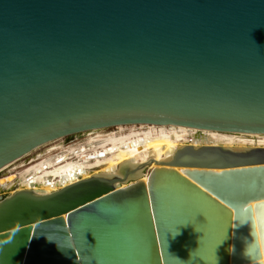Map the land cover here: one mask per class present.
Masks as SVG:
<instances>
[{
  "label": "water",
  "instance_id": "water-1",
  "mask_svg": "<svg viewBox=\"0 0 264 264\" xmlns=\"http://www.w3.org/2000/svg\"><path fill=\"white\" fill-rule=\"evenodd\" d=\"M131 123L264 134V0H0V168ZM174 163L234 208L233 264H263L249 202L264 198V153L184 149ZM173 186L150 187L157 241L147 199L101 177L6 196L0 264H204L210 200ZM255 210L264 244V200Z\"/></svg>",
  "mask_w": 264,
  "mask_h": 264
},
{
  "label": "bare ground",
  "instance_id": "bare-ground-1",
  "mask_svg": "<svg viewBox=\"0 0 264 264\" xmlns=\"http://www.w3.org/2000/svg\"><path fill=\"white\" fill-rule=\"evenodd\" d=\"M83 132L89 133L85 140H77V134H79L77 133L73 139L64 142V144H53L51 146L53 149H46L40 154L29 157L24 162H22L23 159L32 153L18 160L22 162L20 169H17V166L12 167L18 161L1 167L0 173L3 174L0 175V202L6 196H11L18 191L47 195L77 181L101 177L109 180L114 189L129 187L127 191L129 194H142L141 196L147 199L149 217L155 237L150 187L154 182L173 186L174 179H179L197 187L208 197V201L210 200L209 203L204 204V210L200 209V213H205L203 219H210L211 223H204L205 227L197 228L199 231L205 232L210 240L208 258L204 264H233L231 258L234 208L186 173L187 169L192 170L196 167L177 165L174 160L178 153L184 149L210 153L218 148L234 156H249L257 151L264 153V134L156 123L120 124ZM96 167L100 168L95 169ZM211 170L220 172L222 168L214 167ZM15 187L18 189L16 188L10 193L2 192ZM174 188L181 192L178 187L173 186ZM184 191L187 192L186 189ZM200 200L204 202L202 199ZM262 200L264 198L252 200L249 204L253 208L256 234L260 243L261 257L257 260L264 264V244L259 229V224L262 226V220L260 213L255 210L256 203ZM214 204L222 205V209L220 210ZM63 217L66 218V215L64 214ZM108 225L111 227L112 224ZM64 228L66 231V227ZM204 228L205 230H203ZM90 232L97 234L98 231L91 230ZM155 239L157 241L156 237ZM157 250L160 253L158 244ZM59 258V260H64L67 257L61 254ZM153 262L151 261L149 264H155ZM159 264H163L162 261Z\"/></svg>",
  "mask_w": 264,
  "mask_h": 264
},
{
  "label": "rangeland",
  "instance_id": "rangeland-1",
  "mask_svg": "<svg viewBox=\"0 0 264 264\" xmlns=\"http://www.w3.org/2000/svg\"><path fill=\"white\" fill-rule=\"evenodd\" d=\"M109 130H110V129H109ZM88 134H89L88 132H82V133L77 134V140H81V141H82V140H85ZM64 142H67V141H66V138H64V139H62V140L55 141V142H53V143H50L49 145H46V146H44V147L38 149L37 151L33 152L30 156L24 158L22 162H24V161H26L27 159H29V157H33L35 154H40V153H42L43 151H45L46 149L52 148L51 146H53V144H58V143H60V144H61V143L64 144ZM52 149H53V148H52ZM22 162H21V161H18V162H16L15 164H13L12 167L17 166V169H20V168H21V165H20V164H21ZM99 168H100V167H96L95 169H99ZM1 174H3V173H0V175H1ZM16 188L18 189V187H15V188H13L12 190H9V191H2V192H3V193H10V192L16 190ZM2 192H1V193H2Z\"/></svg>",
  "mask_w": 264,
  "mask_h": 264
}]
</instances>
